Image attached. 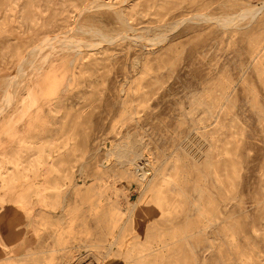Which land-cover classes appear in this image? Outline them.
<instances>
[{"label":"rangeland","instance_id":"obj_1","mask_svg":"<svg viewBox=\"0 0 264 264\" xmlns=\"http://www.w3.org/2000/svg\"><path fill=\"white\" fill-rule=\"evenodd\" d=\"M0 123V259L264 264V0H0Z\"/></svg>","mask_w":264,"mask_h":264},{"label":"crops","instance_id":"obj_2","mask_svg":"<svg viewBox=\"0 0 264 264\" xmlns=\"http://www.w3.org/2000/svg\"><path fill=\"white\" fill-rule=\"evenodd\" d=\"M5 127L2 123H0V156L3 155V151L7 150V152H9V150L11 149L12 145H16L18 141V136H15L13 137V139H15V143L14 144H11V145H7L6 143H4L2 137H7V138H10V136H8V133H6V131L4 130ZM8 201V200H6ZM9 203V201H8ZM0 230H1V223H0ZM6 244V242H5ZM6 248L5 247H2L0 245V252L3 250H6L8 249V245L6 244ZM13 260H16V259H11V258H3V259H0V264H16Z\"/></svg>","mask_w":264,"mask_h":264},{"label":"bare ground","instance_id":"obj_3","mask_svg":"<svg viewBox=\"0 0 264 264\" xmlns=\"http://www.w3.org/2000/svg\"><path fill=\"white\" fill-rule=\"evenodd\" d=\"M253 12L255 13L256 11H253V10H252V13H253ZM202 17H203L204 20H208V19H210L207 15L202 16ZM217 22H219V23L222 24V25H226V24L228 25V21L225 20V19L218 20ZM104 36H105V35H103V38H105ZM105 39H107V38H105ZM105 39H104V40H105Z\"/></svg>","mask_w":264,"mask_h":264}]
</instances>
